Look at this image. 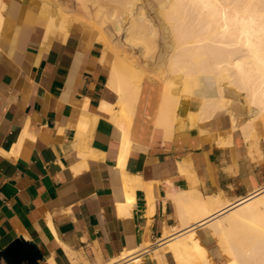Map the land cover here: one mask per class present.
<instances>
[{
  "label": "crops",
  "instance_id": "0c3cea01",
  "mask_svg": "<svg viewBox=\"0 0 264 264\" xmlns=\"http://www.w3.org/2000/svg\"><path fill=\"white\" fill-rule=\"evenodd\" d=\"M41 4L7 0L0 29V250L21 238L44 264H114L130 250L140 264H177L160 244L180 223L173 195L190 178L231 201L264 186V142L250 154L229 122L191 127L192 102L165 136L148 91L125 139L117 108H103L117 94L108 81L114 56L99 29L73 21L67 36L46 38ZM230 134L233 145L217 143ZM210 231L196 228L212 258L227 264Z\"/></svg>",
  "mask_w": 264,
  "mask_h": 264
},
{
  "label": "bare ground",
  "instance_id": "6f19581e",
  "mask_svg": "<svg viewBox=\"0 0 264 264\" xmlns=\"http://www.w3.org/2000/svg\"><path fill=\"white\" fill-rule=\"evenodd\" d=\"M42 1V29L46 38L57 32L67 36L73 21L96 27L101 34L112 22L118 33L126 32L131 44L137 39L153 43L157 36L158 27L144 15V6L138 5L139 0ZM6 5L7 0H0V29L6 19ZM159 10L164 26L173 34L169 70L174 76L164 78L166 82L163 80L165 85L160 93L155 125L165 136H170L180 126L181 112L192 102L196 108L187 112L191 127L205 130L203 127L214 121L221 126L229 122L233 130L242 129L250 154L254 148L261 152L260 143L264 140V0H168ZM130 21L132 25L127 26ZM110 67L108 81L117 94V102L103 108L109 111L117 108L115 124L123 129L128 140L127 130H131L141 100L143 67L118 51ZM232 136L217 139V143L233 145ZM188 167L180 163L182 172L188 174ZM190 181L186 190L173 195L180 223L173 228L174 233L171 231L172 234L162 238L160 243L172 252L176 263L218 264L196 233L197 227L207 225L227 264H264V186L251 187L248 194L231 201L223 191L206 195L197 187L195 178ZM129 192L130 197L132 192ZM133 252L124 251L114 264H140L141 257ZM0 264L3 263L0 261Z\"/></svg>",
  "mask_w": 264,
  "mask_h": 264
},
{
  "label": "rangeland",
  "instance_id": "374dc122",
  "mask_svg": "<svg viewBox=\"0 0 264 264\" xmlns=\"http://www.w3.org/2000/svg\"><path fill=\"white\" fill-rule=\"evenodd\" d=\"M39 2L42 3L43 1L39 0ZM88 2L89 1H87V4L90 5V2L89 3ZM167 4H168V0H139L138 1V5L144 6V8L142 9V12L144 13V15H146L148 18L152 20L156 28L158 27L156 39L155 41L152 40L153 43L151 42L146 43L145 41L143 42V40L137 39V41L131 44L130 41L128 42L129 39L127 40L126 32L124 31L123 33V31L122 32L120 31L118 33V31L115 30L112 22H110L111 24L110 23L108 24L107 28L101 34L103 35L102 39L105 45L110 50L111 56H114L115 52L118 51V53L120 52V55L122 56L125 55V58L134 60L138 62V64L141 67H143L142 72H143L144 78L142 79L141 98H143L144 93L148 91L150 96L151 97L153 96L152 98H153L154 104H158L160 93L164 88L166 80L174 76V74L169 70L170 59H171L172 52H173V46H172L173 34L171 33V31L169 30L167 26H164L165 23L163 22L161 18L160 10H159V9H163ZM131 25L132 23L130 21L127 26H131ZM99 31L101 33V30ZM140 42H143V44ZM138 44H141V45H138ZM146 50H148L147 51L148 54ZM166 77L167 79L164 80V78ZM2 263L7 264L4 260H2ZM23 264H27V263H23ZM40 264H44L43 261H41Z\"/></svg>",
  "mask_w": 264,
  "mask_h": 264
},
{
  "label": "water",
  "instance_id": "95a60500",
  "mask_svg": "<svg viewBox=\"0 0 264 264\" xmlns=\"http://www.w3.org/2000/svg\"><path fill=\"white\" fill-rule=\"evenodd\" d=\"M42 259L43 255L38 247L21 238L0 250V261L4 260L7 264H40Z\"/></svg>",
  "mask_w": 264,
  "mask_h": 264
}]
</instances>
